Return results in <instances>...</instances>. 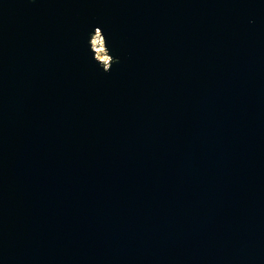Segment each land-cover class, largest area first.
I'll return each instance as SVG.
<instances>
[{"label":"water","instance_id":"1","mask_svg":"<svg viewBox=\"0 0 264 264\" xmlns=\"http://www.w3.org/2000/svg\"><path fill=\"white\" fill-rule=\"evenodd\" d=\"M0 264H264V0H0Z\"/></svg>","mask_w":264,"mask_h":264},{"label":"clouds","instance_id":"2","mask_svg":"<svg viewBox=\"0 0 264 264\" xmlns=\"http://www.w3.org/2000/svg\"><path fill=\"white\" fill-rule=\"evenodd\" d=\"M33 2V0H30ZM107 43L105 36L102 33V30L97 27L95 28L93 33H90L89 39V47L92 53L94 62L99 66V68L105 73L108 74L112 70L113 65L118 64L119 58H114L107 47V53H105V49L103 47H99L100 45ZM100 54H104L103 64L100 61ZM110 54V55H109Z\"/></svg>","mask_w":264,"mask_h":264},{"label":"bare ground","instance_id":"3","mask_svg":"<svg viewBox=\"0 0 264 264\" xmlns=\"http://www.w3.org/2000/svg\"><path fill=\"white\" fill-rule=\"evenodd\" d=\"M99 47H103L105 49L104 44L100 45ZM101 55V54H100ZM101 60H103V58H100Z\"/></svg>","mask_w":264,"mask_h":264},{"label":"rangeland","instance_id":"4","mask_svg":"<svg viewBox=\"0 0 264 264\" xmlns=\"http://www.w3.org/2000/svg\"><path fill=\"white\" fill-rule=\"evenodd\" d=\"M105 53H107L106 50H105ZM100 58H104V54H101L100 55Z\"/></svg>","mask_w":264,"mask_h":264}]
</instances>
